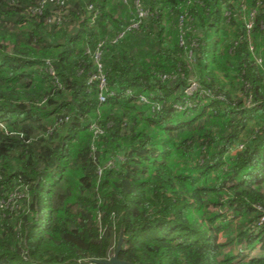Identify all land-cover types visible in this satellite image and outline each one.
Returning <instances> with one entry per match:
<instances>
[{
	"label": "trees",
	"instance_id": "obj_1",
	"mask_svg": "<svg viewBox=\"0 0 264 264\" xmlns=\"http://www.w3.org/2000/svg\"><path fill=\"white\" fill-rule=\"evenodd\" d=\"M245 1L0 0V264H264Z\"/></svg>",
	"mask_w": 264,
	"mask_h": 264
},
{
	"label": "built area",
	"instance_id": "obj_2",
	"mask_svg": "<svg viewBox=\"0 0 264 264\" xmlns=\"http://www.w3.org/2000/svg\"><path fill=\"white\" fill-rule=\"evenodd\" d=\"M52 1H54V0H52ZM243 9H245V6H243ZM139 12H140L139 13V18H144L146 13H144L142 10H139ZM253 18H254V13H252V15L250 16V20H252V21L249 20L250 22H247V28L249 29V31L253 28V25H254L253 24ZM137 25L138 24L136 23L134 25V27H136ZM98 67L101 68V65H99V63H98ZM99 81H100L99 89L101 91V94H100L101 102H106L108 100V98H110V97L113 98V97L117 96V94L114 93V92H110V93L107 92V90H106V80H105L104 76H100Z\"/></svg>",
	"mask_w": 264,
	"mask_h": 264
},
{
	"label": "water",
	"instance_id": "obj_3",
	"mask_svg": "<svg viewBox=\"0 0 264 264\" xmlns=\"http://www.w3.org/2000/svg\"><path fill=\"white\" fill-rule=\"evenodd\" d=\"M121 247H122V240L119 241L117 249H116L114 255H112L107 260L97 261L96 263H98V264H135V263H130V262L123 261V260H121L119 258Z\"/></svg>",
	"mask_w": 264,
	"mask_h": 264
},
{
	"label": "rangeland",
	"instance_id": "obj_4",
	"mask_svg": "<svg viewBox=\"0 0 264 264\" xmlns=\"http://www.w3.org/2000/svg\"><path fill=\"white\" fill-rule=\"evenodd\" d=\"M247 1H248V0H246L245 3H244V5H245V9H244V11H243V14H244L245 16H247L246 22H250L248 16H249V15H252L253 10H252V8H249ZM244 5H243V6H244ZM139 13H140V12H139ZM139 13H138V17H139ZM259 64H260V62H259ZM114 253H115V252H114ZM114 253H113L112 255H114Z\"/></svg>",
	"mask_w": 264,
	"mask_h": 264
}]
</instances>
